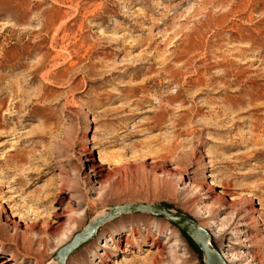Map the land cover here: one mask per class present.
Returning <instances> with one entry per match:
<instances>
[{"label":"rangeland","instance_id":"374dc122","mask_svg":"<svg viewBox=\"0 0 264 264\" xmlns=\"http://www.w3.org/2000/svg\"><path fill=\"white\" fill-rule=\"evenodd\" d=\"M89 150L110 180L93 182ZM134 203L221 235L216 263L264 264V0H0V264H58L88 224ZM57 208L77 214L55 233ZM131 227L128 251L107 242ZM184 234L124 213L66 264H97L106 242L105 264H205ZM168 237L174 255L159 254Z\"/></svg>","mask_w":264,"mask_h":264},{"label":"water","instance_id":"95a60500","mask_svg":"<svg viewBox=\"0 0 264 264\" xmlns=\"http://www.w3.org/2000/svg\"><path fill=\"white\" fill-rule=\"evenodd\" d=\"M129 212H147L156 217L167 218L196 243L205 256V264H217V255L212 245L211 234L207 229L203 228L189 215L176 211L173 212L166 204L149 205L142 203L115 206L110 209L108 214L88 224L83 231L76 234L69 243L60 248L56 253L55 258L58 264H66L68 256L81 245L90 241L101 225L121 214ZM221 262L223 261L221 260ZM223 264L225 263L223 262Z\"/></svg>","mask_w":264,"mask_h":264},{"label":"bare ground","instance_id":"6f19581e","mask_svg":"<svg viewBox=\"0 0 264 264\" xmlns=\"http://www.w3.org/2000/svg\"><path fill=\"white\" fill-rule=\"evenodd\" d=\"M88 154L90 155L88 161H89V167H90V170L91 172L93 173L94 175V183H97V184H102L103 182L107 181V180H110L111 178V173L109 171V169L101 162H97V158L93 156V151L89 150L88 151ZM187 186H193V184L191 182H189L188 184H186ZM184 187V188H187ZM197 190H201L202 191V194H203V199L204 200H209L211 198H214L215 201L219 202L220 205H224L223 202H225L223 196L221 195H213L212 192L213 190L215 189L212 185L210 184H206V183H199L197 186H196ZM78 206H81V203L78 202ZM58 210V211H57ZM172 210V209H171ZM173 211V210H172ZM175 212V211H173ZM56 225L54 226V232L57 233L59 232L58 230L60 228H64V227H67V228H70L72 227L71 224L75 221V216L77 214V211L76 209H67V208H63V209H60V208H57L56 209ZM209 215H206L205 218H207ZM77 222V221H76ZM201 225V224H200ZM202 226V225H201ZM73 228H74V225H73ZM122 228H117L115 229L111 234L110 236L108 237V243L112 242V245L113 244H116V246H119L120 243L125 239L126 242H127V246L125 247V251H128L127 247L128 246H131L133 243H132V240L129 239V237H133L135 236V233H136V230L134 227H131L128 232H127V235L126 237L124 238L123 237V233H122ZM62 230V229H61ZM71 230V229H70ZM98 231V230H97ZM96 231V232H97ZM68 232V231H67ZM177 232V231H176ZM51 233V232H50ZM160 231H158V235H159ZM60 234V233H59ZM56 236L58 237V239L60 237H62V235H59ZM65 234V233H63ZM137 234V233H136ZM51 235V234H50ZM212 236L214 237H220L221 235H219L218 233H212L211 235V239H212ZM69 235H66L65 236V239H69ZM169 238V237H168ZM57 239V240H58ZM171 237L168 239V241H164L161 246L159 247V250H158V253L161 254L163 252H168L170 255H174L175 253V250L173 249L174 246L178 245L179 242L178 241H174L172 243H170L171 241ZM55 240V239H54ZM47 241V240H46ZM66 242V240L64 241ZM106 242V244H103L102 246L105 248V252H103L101 255H98L99 257V261L97 262V264H105V261L107 260L108 258V248L109 246L107 245L108 243ZM43 243V242H42ZM153 244H157V239H154L151 241L150 243V246H153ZM158 245V244H157ZM175 248V247H174ZM176 249V248H175ZM95 254H99V253H95ZM223 254V253H222ZM158 257V256H157ZM155 257L156 261L159 259ZM224 257L229 261L231 262L232 259H234L233 255L230 254L229 252H225L224 251ZM161 259V258H160ZM153 260V259H152ZM8 260H4L1 262V264H5L7 263ZM155 262V261H154ZM217 264H223V262H219ZM246 264H263L262 260H260L258 257H255V256H252L250 257V259L248 260V262Z\"/></svg>","mask_w":264,"mask_h":264},{"label":"trees","instance_id":"16d2710c","mask_svg":"<svg viewBox=\"0 0 264 264\" xmlns=\"http://www.w3.org/2000/svg\"><path fill=\"white\" fill-rule=\"evenodd\" d=\"M186 237H188L186 234H184Z\"/></svg>","mask_w":264,"mask_h":264}]
</instances>
